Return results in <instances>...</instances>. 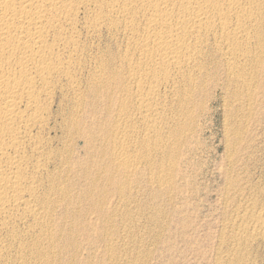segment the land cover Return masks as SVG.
<instances>
[{"label": "bare ground", "instance_id": "6f19581e", "mask_svg": "<svg viewBox=\"0 0 264 264\" xmlns=\"http://www.w3.org/2000/svg\"><path fill=\"white\" fill-rule=\"evenodd\" d=\"M66 4L0 0V264L75 258L78 232L97 230L81 219L104 214L103 184L120 185L108 217L135 202L141 189L131 184L144 173L145 188L162 195L197 97L211 83L241 103L264 61V0H110L83 12ZM99 29L120 32L121 50L90 55L80 31ZM238 166L226 172L223 198L236 204L214 264H264V186Z\"/></svg>", "mask_w": 264, "mask_h": 264}, {"label": "rangeland", "instance_id": "374dc122", "mask_svg": "<svg viewBox=\"0 0 264 264\" xmlns=\"http://www.w3.org/2000/svg\"><path fill=\"white\" fill-rule=\"evenodd\" d=\"M109 1L62 0L63 3H67L66 5L70 9L76 10L79 8L82 12L87 8L85 6L94 8L96 5H104ZM81 14L80 16H83ZM85 16H90V13L85 12ZM80 39L84 45L91 47L90 55L94 54L95 50H97V54L100 51L103 53L118 52L117 49L120 51L124 43L123 35L120 32L112 35L104 29H99L91 35L80 31ZM112 48L113 50H110ZM104 49L105 51H102ZM261 65L259 72H255L256 76L254 75V78L248 84V90L240 94L239 101L241 103L233 99L235 95L232 94L231 89L230 92L221 89V87L218 90L211 83H208L205 87V97L204 95L203 97L202 95L197 97L196 104L201 102L205 104L201 103L200 107L194 108V126L191 127L192 131H189V138L186 139L184 145L180 148L178 157L175 158L177 161H175L176 165L172 172V183L169 182L168 188H166V191L164 190L162 195H157L155 192L153 194L152 191L150 192L145 188L148 174L144 173L138 180V185L136 182L131 184L132 187L138 186L137 188L141 189V194H138L135 202L115 207L116 213L108 217L107 215L110 214L108 207L114 199H117V189L120 190V185L103 184V187L101 185V198L104 200L105 197L104 201L101 200V203H104V214L87 213L81 219V223L92 221L97 230L89 232L80 230L78 232L76 240L79 253L77 252L76 256H79L72 258L71 260L74 259L72 262L76 264L215 263L216 251L214 249L216 250L218 247L216 243H218L217 239L221 235L219 233L223 230L222 226L225 224L223 221H228L230 218L228 215L230 216L232 212L231 205L234 208L236 204L234 200H228L226 203L225 197L223 198L227 187V170L231 169L232 173L235 174L234 171L237 170L236 167L239 165L242 167L243 173L245 172L252 181L255 182L256 179L258 181V178H260L257 183L259 186H264V181H262L264 175L260 174L264 172V61ZM215 94L217 98L214 96ZM236 106L237 110H235ZM225 112L228 113L227 116ZM241 112L243 115L240 114ZM235 116L237 117L234 118ZM240 121L242 122L240 123ZM238 123H240L239 130L242 128V131H239L242 135L239 138L242 140L239 141L238 139L239 143L234 145L233 148L235 149V146H237L235 152L232 149L230 154L228 144L231 141V128L235 124L237 126ZM226 137L229 139L228 141ZM225 143L227 144L225 145ZM81 145L76 147L74 151V155L79 160L84 158V149ZM262 148L263 150H261ZM229 154L230 156H228ZM247 156L249 158H246ZM234 160L236 163L238 162V165L235 163L234 165L231 164L230 167L229 163L232 161L234 163ZM153 162L156 164L155 160ZM103 194H105L104 197H102ZM224 200L225 204H223ZM109 242L113 244L117 242L120 249L116 246L113 249L111 248L112 250L108 254H105L104 250L106 248L104 247ZM122 242L126 243L125 246ZM257 250L258 254L260 251L264 252L263 248H257ZM89 254H91V257H89ZM71 260L69 261L66 257V263L61 261L60 264H73Z\"/></svg>", "mask_w": 264, "mask_h": 264}]
</instances>
